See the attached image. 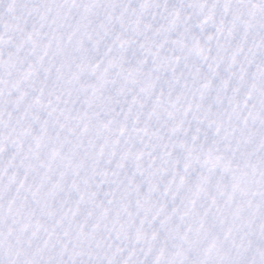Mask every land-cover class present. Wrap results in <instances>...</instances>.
Listing matches in <instances>:
<instances>
[{"label":"snow or ice","instance_id":"obj_1","mask_svg":"<svg viewBox=\"0 0 264 264\" xmlns=\"http://www.w3.org/2000/svg\"><path fill=\"white\" fill-rule=\"evenodd\" d=\"M0 264H264V0H0Z\"/></svg>","mask_w":264,"mask_h":264}]
</instances>
